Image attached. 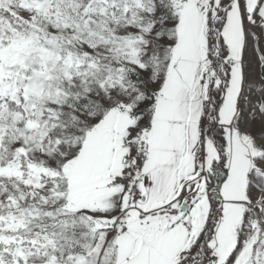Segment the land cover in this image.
Instances as JSON below:
<instances>
[{
  "label": "snow or ice",
  "instance_id": "obj_1",
  "mask_svg": "<svg viewBox=\"0 0 264 264\" xmlns=\"http://www.w3.org/2000/svg\"><path fill=\"white\" fill-rule=\"evenodd\" d=\"M0 264H264V0H0Z\"/></svg>",
  "mask_w": 264,
  "mask_h": 264
}]
</instances>
